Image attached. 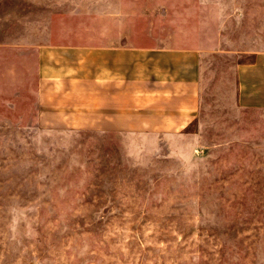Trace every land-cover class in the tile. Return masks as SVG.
<instances>
[{
	"label": "rangeland",
	"instance_id": "rangeland-1",
	"mask_svg": "<svg viewBox=\"0 0 264 264\" xmlns=\"http://www.w3.org/2000/svg\"><path fill=\"white\" fill-rule=\"evenodd\" d=\"M109 44L201 49L196 119L53 104L55 52ZM259 53L264 0H0V264H264V108L236 74Z\"/></svg>",
	"mask_w": 264,
	"mask_h": 264
},
{
	"label": "crops",
	"instance_id": "crops-1",
	"mask_svg": "<svg viewBox=\"0 0 264 264\" xmlns=\"http://www.w3.org/2000/svg\"><path fill=\"white\" fill-rule=\"evenodd\" d=\"M55 53L69 67L58 61L44 78L51 102L97 107L99 128L179 130L198 115L199 48L109 44ZM236 74L237 104L264 108V54L239 63Z\"/></svg>",
	"mask_w": 264,
	"mask_h": 264
}]
</instances>
